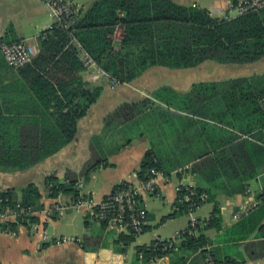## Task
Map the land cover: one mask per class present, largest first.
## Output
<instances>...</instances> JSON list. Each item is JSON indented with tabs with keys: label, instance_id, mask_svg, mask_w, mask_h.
<instances>
[{
	"label": "trees",
	"instance_id": "1",
	"mask_svg": "<svg viewBox=\"0 0 264 264\" xmlns=\"http://www.w3.org/2000/svg\"><path fill=\"white\" fill-rule=\"evenodd\" d=\"M118 24L123 28L124 38L120 47L115 49L111 34ZM10 33H15L13 27ZM3 40L7 43L20 41H11L9 37ZM84 53L109 80L120 84L130 83L156 66L192 69L206 61L252 64L264 59V9L233 19H218L205 9L180 6L171 0H97L71 28L54 24L40 36L37 56L19 69L28 97L18 104L17 109L21 107L27 116L0 122V170H27L57 154L74 140L79 120L88 114L103 93V86H92L84 78L87 70ZM261 100H264V75L197 83L185 94L165 86L154 91L151 98L120 105L105 118V127L110 130L118 128L127 143L136 137H145L149 141L151 150L145 154L138 172L140 182L154 173L168 178L191 160L211 162L210 154L214 149L227 144H232V149L238 148L233 145L238 136L229 133L224 126L243 134H252L264 127ZM14 124H24V128H16L19 129L16 132L12 128ZM209 140L214 144L207 145ZM247 143L243 142L245 148ZM96 145L98 142L91 146L93 161L81 174L85 178L99 166L108 164ZM77 183L78 178L74 175L69 176L66 183L48 179L50 197L72 194L77 199ZM129 185L123 182L113 192ZM189 191L198 196L207 193L200 188H183L175 203L179 210H174L167 218H174L182 212L190 213L189 203L180 201ZM244 191L245 184L239 189L240 193ZM158 192L150 196L155 197ZM19 193L20 199L12 189L4 196L11 206L21 201L25 207L37 210L44 207L39 189L34 185L21 189ZM198 196L191 198L198 201ZM258 199L263 203L258 208L259 213L246 217L233 230L240 229L236 241L249 239L255 231L262 236L264 191ZM219 217L220 209L216 205L205 227L199 225L190 234L188 224L179 233L178 241L165 240L172 241L173 248L165 249L166 244L156 239L148 245L136 247V257L151 263L178 252L183 255L201 252L205 258L210 255L215 264H249L234 257H223L219 248L210 249L211 242L204 230L211 228ZM246 223L250 226L245 233L248 229ZM91 225L89 216L85 217V227L88 229ZM101 228L104 231L105 225L102 224ZM112 232L109 236L124 253L139 235ZM82 245L85 250H99L103 240L85 236ZM249 245L260 247L257 243ZM182 260L183 257H178L172 264Z\"/></svg>",
	"mask_w": 264,
	"mask_h": 264
},
{
	"label": "crops",
	"instance_id": "2",
	"mask_svg": "<svg viewBox=\"0 0 264 264\" xmlns=\"http://www.w3.org/2000/svg\"><path fill=\"white\" fill-rule=\"evenodd\" d=\"M73 1L77 2V0ZM96 1L91 0L87 5L82 4L84 9L82 14L87 12ZM171 1L180 6L205 9L218 19H233L239 16L236 10L229 8V0ZM54 23L55 21L49 14V8L41 0H0V38L2 40L9 37L11 41L15 39L28 41L39 52L40 36ZM11 27L15 31L13 34L10 33ZM206 62L196 68L199 71L200 68L204 72L208 71V76L195 83L187 81L189 76L195 74L194 71H174L172 69L167 71L164 69L169 68L159 66L146 70L130 83L118 85H114L112 80L106 79L97 70H86L84 73L86 82L92 86H103V93L90 108L88 114L79 120L74 140L57 154L27 170H0V188L5 191L15 190L18 193V199H20L19 191L29 185H34L41 194V203L47 207L55 203L71 205L75 200L72 194H60L57 198H51L47 185V180L51 178L56 179L59 183H66L69 176H77L78 182L84 185L82 191L85 196L96 202L103 200L113 192L117 185L123 182L137 186L140 183L138 172L141 162L145 154L151 150V145L145 137H136L132 142L127 143V139L118 128L110 130L105 127V118L124 103L140 102L151 98L152 93L161 87L169 86L181 94H185L197 83L221 82L264 75V59L245 65L253 66L254 73L252 74L240 72L239 68L241 67H225L226 76H223L219 67H204ZM159 81L171 85H163ZM26 97H28V93L19 69L9 66L0 53V122L2 119L26 117L27 115L22 112L21 107L17 109L18 104ZM260 104H262L261 101ZM208 122L215 125L211 121ZM12 128L18 132L19 129L16 128L23 129L24 124H14ZM224 128L229 133L238 136L233 142V145H238V148L232 149V144H227V146L212 150L211 162L205 163L201 159L186 162L182 168L169 175L168 181H161L158 187L160 197L171 205L173 212L179 191H182L183 188L205 190L208 201L193 213H197L196 218L204 221L207 225L211 220L215 206L217 205L220 209L219 220L214 222L211 228L204 230V234L211 242L210 249L219 248L223 257H234L245 260L249 264H264L263 232L262 236L255 231L249 239L236 241L239 237L237 232L240 229L233 231L239 223L245 221L246 217L259 213L258 208L263 204L258 196L264 191V127L253 131L252 134H243L226 126ZM244 141L249 142L246 148L243 145ZM95 142H98L96 149L108 164L99 166L90 173L88 178H85L81 174L93 161L91 146ZM213 142L209 140L206 144L211 145L214 144ZM178 173L182 175L181 178L178 177ZM255 180L259 187L252 189L251 183ZM184 181L188 182V186L183 185ZM243 184H245V191L240 193L239 189ZM143 201L146 205L145 197ZM207 203L209 206H206ZM244 207L249 208V213L235 221L234 214ZM74 210L77 211L76 214L62 219L67 213ZM87 216L92 222L88 229L85 227V217ZM153 217L154 215L149 211L147 231L151 228ZM37 220H39L40 226L34 232L24 226L19 229L16 236L0 233V264H158L159 261H162V264H172L178 257H183V260L177 264H207L206 258L201 252L190 255L178 252L155 262L146 263L143 258L137 259L135 251V257L131 260L127 251L122 252L120 247L114 244L113 237H109V233L112 231L106 227L103 231L102 224L96 220L93 213L85 208L69 207L63 215L51 219L50 222H44L43 218ZM162 222L165 220L163 219ZM41 224L44 226L42 227ZM247 226L248 229L245 233L249 231L250 225ZM61 227L63 229L60 230ZM43 231H45L47 239H43ZM85 236L101 237L102 247L99 250H85L82 245V239ZM235 236L237 237L235 238ZM64 238L72 241L56 243L58 239ZM156 239L160 238L156 237ZM253 243L260 244V247H250L249 244Z\"/></svg>",
	"mask_w": 264,
	"mask_h": 264
},
{
	"label": "built area",
	"instance_id": "3",
	"mask_svg": "<svg viewBox=\"0 0 264 264\" xmlns=\"http://www.w3.org/2000/svg\"><path fill=\"white\" fill-rule=\"evenodd\" d=\"M49 8V14L55 21V25L69 29L78 21L84 11L83 5L73 0H41ZM229 8L236 10L238 15H244L252 11H259L264 9V0H229ZM111 37L114 41L115 49L119 48L122 42L123 28L118 24ZM0 52L5 58L7 64L14 69H20L27 64H30L37 56V49L32 46L28 41H18L14 43H7L0 38ZM83 61L87 68V71L97 70L103 77L109 78L104 72H102L91 59V57L84 53ZM114 85L120 84L118 81L112 80ZM264 107V100H261ZM161 181H168V178L161 173H154V175L147 178L145 181H141L137 186L132 184L128 188L115 191L109 194L100 202H96L94 199L85 196L82 191L84 185L80 182L76 184V188L79 191V197L73 201L71 205H62L55 203L51 206L43 207L42 209H33L31 207H25L21 201L11 206L8 203V199L4 196L5 190L0 188V233L16 236L20 228L26 226L29 231L34 232L39 229V218L45 219L44 222H50L51 219L63 215L69 207L85 208L87 211L94 214L96 220L105 225V227L117 234H141L149 226V211L143 201L146 194H153L159 190V184ZM190 189V187L186 188ZM193 190V189H192ZM183 199L180 201L189 203V214L198 209L201 204L208 201L207 194L203 193L199 196L189 191ZM159 193V192H158ZM160 195V193H159ZM158 196V195H157ZM199 197V200L191 198ZM174 210H179L178 206ZM249 213V208H241L234 214V220L238 221L245 217ZM36 219V221L31 220ZM199 225H206L204 221L199 220L196 217H192L189 222V233H193ZM43 227L44 224H41ZM43 231V239H47L46 233ZM180 234L175 238L176 242L179 239ZM264 236V229H263ZM71 239L64 238L57 240L56 243L71 242ZM161 242L166 244L165 249L173 248L172 241H165L160 239ZM207 264H215L213 258L207 255Z\"/></svg>",
	"mask_w": 264,
	"mask_h": 264
},
{
	"label": "rangeland",
	"instance_id": "4",
	"mask_svg": "<svg viewBox=\"0 0 264 264\" xmlns=\"http://www.w3.org/2000/svg\"><path fill=\"white\" fill-rule=\"evenodd\" d=\"M77 2L87 5L91 0H77ZM207 66H213V67H219L221 73L223 76L225 75L224 69L225 67H241L240 72H246V74H252L254 73V68L253 66H245L248 64H245L244 66H236V65H228V64H219L214 61H209L206 62L205 64ZM233 69V68H232ZM167 71H171L170 69H164ZM174 71H194L193 76H189L187 78V81H191L192 83L204 80L208 76V71H203L200 68V71L197 70V68H192V69H185V70H177V69H172ZM233 71V70H232ZM236 71V70H235ZM237 72V71H236ZM199 78V79H198ZM161 84H166V85H171L168 83H165L163 81H159ZM190 83V84H192ZM252 189L258 188V182L255 180L251 183ZM146 200V207L147 209L154 215L152 221H151V228L142 233L139 234L136 238V241L130 245V247L127 250V254L129 258L132 260L135 257V251L137 246H142L151 243L156 237L162 239V240H169V239H175L181 231L187 228V225L189 224V221L191 220L192 217H196L197 213L193 214H188L185 212H182L178 214L175 218H167L170 213L172 212L171 205L167 204L164 202V200L161 199L160 195L158 196H153L150 197V194H146L145 196ZM68 201L70 199H67ZM64 202H67L66 200H63ZM206 206H209V203H207ZM77 211H71L65 215L64 218L62 219H67L71 214H76ZM163 219L165 222H162ZM96 226V225H95ZM63 229V227L60 228V230ZM51 230V229H50ZM110 237V236H109ZM158 264H162V261H159Z\"/></svg>",
	"mask_w": 264,
	"mask_h": 264
},
{
	"label": "water",
	"instance_id": "5",
	"mask_svg": "<svg viewBox=\"0 0 264 264\" xmlns=\"http://www.w3.org/2000/svg\"><path fill=\"white\" fill-rule=\"evenodd\" d=\"M181 176H182V175H181L180 173H178V177L181 178ZM183 185H184L185 187L188 186V182H187V181H184V182H183Z\"/></svg>",
	"mask_w": 264,
	"mask_h": 264
}]
</instances>
